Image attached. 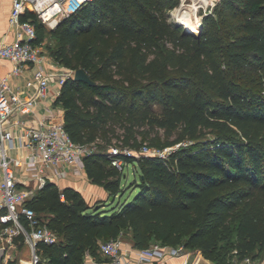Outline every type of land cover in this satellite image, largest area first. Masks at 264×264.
<instances>
[{
    "label": "trees",
    "instance_id": "trees-1",
    "mask_svg": "<svg viewBox=\"0 0 264 264\" xmlns=\"http://www.w3.org/2000/svg\"><path fill=\"white\" fill-rule=\"evenodd\" d=\"M180 3L90 0L50 31L22 14L35 42L54 40V61L95 82L69 78L55 104L72 139L92 149L88 178L109 193L91 204L52 181L37 190L27 203L59 236L41 244L42 264H84L126 229L138 249L184 245L217 264L264 250V0H221L198 33L170 21ZM145 145L171 150L146 155ZM132 164L138 193L104 209L124 195Z\"/></svg>",
    "mask_w": 264,
    "mask_h": 264
},
{
    "label": "built area",
    "instance_id": "built-area-1",
    "mask_svg": "<svg viewBox=\"0 0 264 264\" xmlns=\"http://www.w3.org/2000/svg\"><path fill=\"white\" fill-rule=\"evenodd\" d=\"M71 1L14 0L10 21L19 28L18 39L0 44V61L13 64L12 71L0 78V248L6 249L3 264H13L14 251L20 242L29 247L32 264L45 263L41 244H56L59 236L27 202L48 181L59 178L67 167L77 165L92 151L90 146L72 139L65 118L55 104L65 82L75 78L76 71L54 61L45 44L35 42V24L22 20V14L29 9L46 27L55 29L63 18L90 0H76L75 6ZM219 2L212 0L210 5ZM50 62L54 65L50 66ZM25 73L29 77L24 84L15 86L12 80ZM40 107L47 108L49 114L41 116ZM20 149L27 150L28 155L15 156L14 151ZM169 150L159 151L145 145L142 153L165 156ZM111 152L117 155L119 149L114 147ZM112 163L120 169L126 164L123 159ZM18 237L24 241H16ZM175 259L179 260L178 264H189V252L184 245L155 242L148 248L138 249L133 243L123 241L121 235L118 239L100 242L97 256L87 251L84 264H170ZM239 264L259 263L247 257Z\"/></svg>",
    "mask_w": 264,
    "mask_h": 264
},
{
    "label": "crops",
    "instance_id": "crops-1",
    "mask_svg": "<svg viewBox=\"0 0 264 264\" xmlns=\"http://www.w3.org/2000/svg\"><path fill=\"white\" fill-rule=\"evenodd\" d=\"M14 0H0V44L1 43H13L18 39L19 28L11 24L10 12ZM31 11V10H27ZM27 11L25 13H27ZM32 12V11H31ZM24 13V14H25ZM54 63L50 62V66ZM13 69V64L8 60L0 61V78L6 77ZM29 77L28 73L23 74L19 78L13 79L12 82L15 86L23 85L26 78ZM58 110L61 111L62 116L65 118L64 108L58 106ZM41 116H46L49 114L48 109H38ZM19 119H26V117H21ZM20 130V128H18ZM15 156L28 155L27 150H16L14 151ZM54 182L59 188L64 189L67 187H72L79 190L91 204H95L99 201L105 202L109 198V193L98 185L93 184L87 176L85 171L84 162L80 160L77 165H72L67 167L65 172L55 180H50ZM32 183V182H31ZM32 185H35L33 181ZM179 260L175 259L170 261V264H178Z\"/></svg>",
    "mask_w": 264,
    "mask_h": 264
},
{
    "label": "rangeland",
    "instance_id": "rangeland-1",
    "mask_svg": "<svg viewBox=\"0 0 264 264\" xmlns=\"http://www.w3.org/2000/svg\"><path fill=\"white\" fill-rule=\"evenodd\" d=\"M219 3H217L215 6L208 5L206 8L200 9L199 17L196 18V20H199V25H200V23L204 22V19L207 15L214 14L215 12H217V9L219 7L218 6ZM173 10L170 11L171 13L169 12L170 21L173 24H176L177 20L174 17V15L172 14ZM194 27H196V29L198 30V27L196 25H194ZM46 29H47V31H50V29L48 27H46ZM198 32H199V30H198ZM53 43H54V40L51 39L50 35H47V38L45 40L46 50L48 49L49 46H51V45L54 46ZM124 173H125V178L123 180L122 185H123V188L125 189V193L122 196H118L115 201L107 203V206H105L104 209H106L108 211L121 208V206L127 200L132 199L138 193L137 188L133 187L134 183L136 181H139V178H140V174H139L140 172H139V169L137 168V166H135L134 164L127 165L125 167ZM263 199H264V196H263ZM122 234H123L122 235L123 241H125L127 243H133L132 238H131L132 235H131L130 229L124 230ZM187 251L189 252V264H194L200 252L197 250H193L191 248H187ZM235 253H236L235 250L230 251V253H229V257L231 258V264H239L240 263V261L235 257ZM13 257H15L13 264H32L31 252H30L29 247L25 243H21V242L19 243L18 248L14 251ZM251 258L256 263L264 264V250H259L255 255L251 256ZM180 261H182V260H180Z\"/></svg>",
    "mask_w": 264,
    "mask_h": 264
},
{
    "label": "bare ground",
    "instance_id": "bare-ground-1",
    "mask_svg": "<svg viewBox=\"0 0 264 264\" xmlns=\"http://www.w3.org/2000/svg\"><path fill=\"white\" fill-rule=\"evenodd\" d=\"M71 2L72 6H75L78 3L76 0H72ZM211 2L212 0H181V4L172 11V14L177 21L185 24L189 30L194 33H198V30L200 31V27L199 20H196V18L199 17L200 9L206 8L211 4ZM194 25L198 27V30L194 27Z\"/></svg>",
    "mask_w": 264,
    "mask_h": 264
},
{
    "label": "water",
    "instance_id": "water-1",
    "mask_svg": "<svg viewBox=\"0 0 264 264\" xmlns=\"http://www.w3.org/2000/svg\"><path fill=\"white\" fill-rule=\"evenodd\" d=\"M177 25H182L185 27L186 32H190V33H194L193 31L189 30L188 27L183 24L180 23L179 21H176ZM200 30L203 27V23H200ZM75 79L78 81H84L87 82L91 85H94L95 82L91 79V77L89 76V74L84 70V69H78L75 73ZM111 201H113V199H111ZM6 255V249L5 248H0V264H3V259ZM194 264H217L216 262H214L213 260L207 258L203 253H199L196 261Z\"/></svg>",
    "mask_w": 264,
    "mask_h": 264
}]
</instances>
